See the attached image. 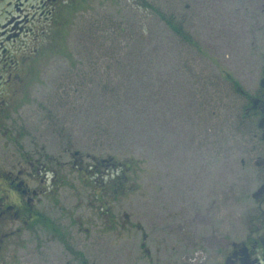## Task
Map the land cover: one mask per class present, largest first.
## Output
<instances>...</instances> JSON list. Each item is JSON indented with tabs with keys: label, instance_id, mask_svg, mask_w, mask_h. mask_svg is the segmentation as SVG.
I'll use <instances>...</instances> for the list:
<instances>
[{
	"label": "rangeland",
	"instance_id": "obj_1",
	"mask_svg": "<svg viewBox=\"0 0 264 264\" xmlns=\"http://www.w3.org/2000/svg\"><path fill=\"white\" fill-rule=\"evenodd\" d=\"M22 5L29 21L0 44L5 73L13 66L23 82L1 122L0 162L29 156L46 168L53 190L35 210L54 231L10 237L0 264H186L210 254L251 209L255 181L240 163L249 142L229 80L256 87L264 0Z\"/></svg>",
	"mask_w": 264,
	"mask_h": 264
},
{
	"label": "flooded vegetation",
	"instance_id": "obj_2",
	"mask_svg": "<svg viewBox=\"0 0 264 264\" xmlns=\"http://www.w3.org/2000/svg\"><path fill=\"white\" fill-rule=\"evenodd\" d=\"M55 0H51L54 2ZM0 0V44L11 40L14 24L27 23L30 19L27 14L21 12L23 3L27 0ZM24 18H22V14ZM20 28L17 29L15 39L19 37ZM14 31V29H13ZM2 45V44H1ZM0 45V133L4 134L1 122L6 116L7 107L11 106L13 86L23 84L19 76L12 74V67L5 73L3 64L6 51H1ZM16 78L13 83L12 79ZM22 82V84H21ZM235 82V81H234ZM13 83V84H11ZM20 83V84H19ZM256 87L251 90H242L237 82L230 83L234 100L239 104L235 108L239 130H246L249 142V150L246 159L240 161L241 166H247L254 178V189L250 194L251 209L245 219L237 227L232 229V234L226 237L216 238L213 245L208 247L209 253L202 258L198 255L187 259L186 264H264V57L258 72ZM11 84V85H10ZM8 89V92H7ZM17 92V91H16ZM7 120V119H6ZM237 128V126H235ZM8 135V134H7ZM3 135V136H7ZM2 137V136H1ZM10 137L9 135L7 136ZM0 252L14 236L21 237L30 228L40 226L38 219L41 215L35 210V203L53 190L54 183L44 189L46 168L39 160H30L29 156L23 157L14 167H5L0 162ZM54 182V181H53ZM17 224L14 232H1Z\"/></svg>",
	"mask_w": 264,
	"mask_h": 264
},
{
	"label": "trees",
	"instance_id": "obj_3",
	"mask_svg": "<svg viewBox=\"0 0 264 264\" xmlns=\"http://www.w3.org/2000/svg\"><path fill=\"white\" fill-rule=\"evenodd\" d=\"M167 25L171 28V30L178 36V37H180L181 39H183L185 42L188 40V38L185 36V34L182 32V29L180 28V27H178V26H175V25H173V24H171L169 21L167 22ZM187 43H189V42H187ZM230 81V83L232 82V83H234L235 84V82L233 81V80H229ZM103 91L106 93V94H108L109 95V98L110 99H113V94H114V92H115V90H114V87L113 86H111V85H109L107 88H105V89H103ZM109 101V100H108ZM105 103H107V101L105 102ZM98 123V122H97ZM97 123H95L94 124V129H93V132H92V135H95V131L97 130L96 128V124ZM235 126H237V131H238V128H239V126H238V124H235ZM121 173V172H120ZM111 177L112 178H115V180H117V177H119V173H116L115 174V177H113V175L111 174ZM108 178V177H107ZM105 187L104 186H102V190L101 191H105ZM38 222H40V224L41 225H44V226H46V227H51V229L50 230H52V231H54V227L53 226H50V224L47 222V221H45L44 219H42V220H39L38 219ZM37 226V225H36ZM55 232H57V230H55ZM75 254V253H74Z\"/></svg>",
	"mask_w": 264,
	"mask_h": 264
}]
</instances>
